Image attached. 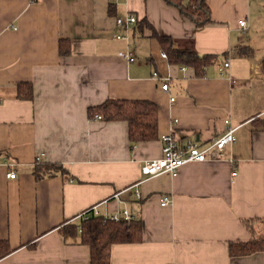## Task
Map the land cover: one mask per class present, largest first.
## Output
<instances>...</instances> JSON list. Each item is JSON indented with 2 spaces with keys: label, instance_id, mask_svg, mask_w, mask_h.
<instances>
[{
  "label": "crops",
  "instance_id": "1",
  "mask_svg": "<svg viewBox=\"0 0 264 264\" xmlns=\"http://www.w3.org/2000/svg\"><path fill=\"white\" fill-rule=\"evenodd\" d=\"M206 1L211 22L197 28L166 0H0V240L12 249L0 264H90V248L60 229L95 207L142 222V241L113 245L111 264H264V252L229 253L253 239L242 220L264 219V0ZM129 13L139 20L130 43L116 25ZM154 31L217 61L203 76L172 64ZM155 71L170 77L169 93ZM24 82L32 100L18 97ZM108 99L156 103L159 138L131 149L126 122L90 117ZM229 127L236 141L217 159L143 174L164 135L208 145ZM38 158L69 177L37 179Z\"/></svg>",
  "mask_w": 264,
  "mask_h": 264
},
{
  "label": "trees",
  "instance_id": "2",
  "mask_svg": "<svg viewBox=\"0 0 264 264\" xmlns=\"http://www.w3.org/2000/svg\"><path fill=\"white\" fill-rule=\"evenodd\" d=\"M179 9L181 14L190 19L197 28L211 22V12L206 0H166ZM147 23L140 22V28ZM150 26L149 24H147ZM154 37L167 52L170 63L194 68L196 75L203 76L206 67L217 61L212 54L200 55L194 46L175 47L173 40L154 31ZM60 54L70 53L68 40L61 39ZM18 97L32 100L33 88L28 82L18 85ZM90 117L96 114L104 121L126 122L131 149L140 142H150L159 138V110L156 103L140 99H108L103 104L89 108ZM33 172L37 179L54 177L58 174L69 177V172L57 164L36 162ZM243 225L252 235L249 242H232L229 247L231 257H244L264 252V219L251 218L242 220ZM67 236L80 237L82 244L91 250L90 264H111V249L115 244H135L143 239L141 221L134 220L127 224L110 217L95 214L93 209L84 212L76 222H68L60 229ZM12 253L9 242L0 240V260Z\"/></svg>",
  "mask_w": 264,
  "mask_h": 264
},
{
  "label": "built area",
  "instance_id": "3",
  "mask_svg": "<svg viewBox=\"0 0 264 264\" xmlns=\"http://www.w3.org/2000/svg\"><path fill=\"white\" fill-rule=\"evenodd\" d=\"M139 23V20L136 15L129 13L124 18H118L116 20V25L120 28H123L125 33L119 34L117 36L118 39H124L128 43L131 40V30L133 26H136ZM240 26L243 29H246L247 23L246 20H242L239 22ZM122 57L127 59L129 62H133L135 60L134 53L128 48V50L121 54ZM162 57L168 59V55L163 52ZM229 67V63H225L221 68V74H224L225 68ZM183 70H186V67H183ZM153 77L156 80L161 82V90L165 93L170 92V77L162 76L159 72L155 71L153 73ZM174 101V98H171ZM96 119H102L100 115H95ZM229 120L226 121V124H229ZM235 129L229 127L228 130L216 140L211 142L208 145L199 144L191 141H181L174 133H169L163 136L162 143V156L161 158L151 160L146 162L142 166V172L144 175L149 177H155L161 174L169 173L172 176H177L180 172V169L188 164L193 162H205L208 160L217 159V157L227 148L229 144H232L236 141V137L234 135ZM36 161H40L38 158ZM236 173H233L235 176ZM8 177L10 179L16 178V173L14 170H11L8 173ZM139 184L134 185L133 187L136 189L135 194L137 199H141L142 195L140 190H138ZM170 204V200L168 197H163L161 199V205L163 207L168 206ZM95 214H99L96 207L91 208ZM112 220L115 221H123L127 224L136 220L135 216L130 214L127 210L123 211L120 216L112 215L109 216Z\"/></svg>",
  "mask_w": 264,
  "mask_h": 264
}]
</instances>
